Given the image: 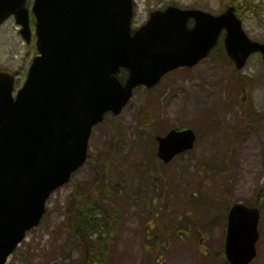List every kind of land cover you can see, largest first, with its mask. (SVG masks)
<instances>
[{
    "label": "rangeland",
    "instance_id": "1",
    "mask_svg": "<svg viewBox=\"0 0 264 264\" xmlns=\"http://www.w3.org/2000/svg\"><path fill=\"white\" fill-rule=\"evenodd\" d=\"M232 2L238 3L249 37L264 43V0H134L133 29L169 6L219 15ZM33 3L28 0V7ZM36 41L34 22L30 44L14 18L0 27V70L20 71L16 92L37 55ZM119 78L124 82L126 71ZM175 127L193 129L198 140L192 151L165 165L158 160L156 138ZM89 156L70 183L51 196L41 225L7 264H102V253L103 264H226L221 254L227 215L236 203L261 209L258 256L252 264H264L260 54L238 72L219 46L197 67L169 74L152 90H138L119 117L108 115L94 129ZM80 202L87 211L97 204L117 216V229L107 226L109 235L104 228L100 246L91 248L76 232ZM158 230L168 235L156 243Z\"/></svg>",
    "mask_w": 264,
    "mask_h": 264
},
{
    "label": "water",
    "instance_id": "2",
    "mask_svg": "<svg viewBox=\"0 0 264 264\" xmlns=\"http://www.w3.org/2000/svg\"><path fill=\"white\" fill-rule=\"evenodd\" d=\"M26 0H0V24L15 14L29 42ZM38 48L26 86L13 99L14 76L0 71V264L37 227L51 194L87 161L92 129L118 115L137 87L152 88L170 72L206 59L226 31L225 48L242 69L264 45L252 42L234 7L220 16L169 7L132 34L133 0H37ZM195 26L190 28V20ZM125 68V85L116 77ZM169 163L191 150L193 130L159 138ZM260 212L244 205L229 214L226 255L250 264L257 255Z\"/></svg>",
    "mask_w": 264,
    "mask_h": 264
},
{
    "label": "trees",
    "instance_id": "3",
    "mask_svg": "<svg viewBox=\"0 0 264 264\" xmlns=\"http://www.w3.org/2000/svg\"><path fill=\"white\" fill-rule=\"evenodd\" d=\"M233 3L236 4L237 2H232V4ZM92 196H98V194L94 193L92 194ZM78 207H80L79 213L81 214V217L79 220V230H76V232L80 233V236L89 243L91 248L100 246L105 243V240L103 239L104 231L106 230L108 232L107 234L110 235L108 231L109 228L107 226H110L112 228L115 227L117 229V226L115 224L118 222L116 214L111 215V209H109V207L99 206L97 204L94 205V208L89 211L86 210L88 206L84 207L81 202ZM105 207L107 210L105 209ZM97 249V252H100V248ZM102 254L100 255V263L103 264L105 255Z\"/></svg>",
    "mask_w": 264,
    "mask_h": 264
}]
</instances>
